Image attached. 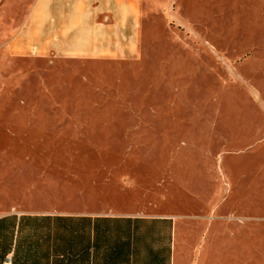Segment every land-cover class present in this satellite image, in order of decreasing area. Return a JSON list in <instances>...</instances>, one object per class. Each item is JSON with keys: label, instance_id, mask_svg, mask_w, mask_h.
<instances>
[{"label": "rangeland", "instance_id": "rangeland-1", "mask_svg": "<svg viewBox=\"0 0 264 264\" xmlns=\"http://www.w3.org/2000/svg\"><path fill=\"white\" fill-rule=\"evenodd\" d=\"M23 23L0 25V211L175 213L179 264H264V0H143L113 52Z\"/></svg>", "mask_w": 264, "mask_h": 264}, {"label": "crops", "instance_id": "crops-1", "mask_svg": "<svg viewBox=\"0 0 264 264\" xmlns=\"http://www.w3.org/2000/svg\"><path fill=\"white\" fill-rule=\"evenodd\" d=\"M143 0H0L17 37L47 52H113L137 36ZM116 46L118 48L116 49ZM180 216L117 210L0 211V264H179Z\"/></svg>", "mask_w": 264, "mask_h": 264}]
</instances>
